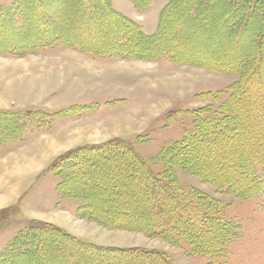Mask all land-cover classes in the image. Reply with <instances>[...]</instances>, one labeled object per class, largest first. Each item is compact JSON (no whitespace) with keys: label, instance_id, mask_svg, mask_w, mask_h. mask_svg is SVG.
<instances>
[{"label":"rangeland","instance_id":"374dc122","mask_svg":"<svg viewBox=\"0 0 264 264\" xmlns=\"http://www.w3.org/2000/svg\"><path fill=\"white\" fill-rule=\"evenodd\" d=\"M15 1L0 0L2 12ZM169 1L89 0L87 11L81 0L29 1L9 11L10 23L0 19V264H151L131 249L154 251L165 264H264V189L237 197L203 172L245 173L253 157L264 160V0H224L238 5L232 16L222 0L206 9L178 0L163 35L173 55L142 53L153 44L136 39L127 47L135 30L118 15L152 35ZM237 18L238 30L226 33ZM210 58L238 67L211 68ZM232 89L243 125L230 143L200 142L189 160L163 154L197 116L219 113ZM118 140L154 173L171 169L179 187L218 199L217 214L234 226L218 253L196 254L135 217L124 221L116 204L137 185L127 156L104 161Z\"/></svg>","mask_w":264,"mask_h":264},{"label":"trees","instance_id":"16d2710c","mask_svg":"<svg viewBox=\"0 0 264 264\" xmlns=\"http://www.w3.org/2000/svg\"><path fill=\"white\" fill-rule=\"evenodd\" d=\"M29 1L35 3L37 6H39V3L42 2V0H16L13 6L8 8L6 13L2 12L3 9L6 8L0 9V19L10 23V17L8 15L9 11L15 6L19 7L27 5ZM177 1L178 0H170L169 3L162 9L161 18L158 22V29L156 33L152 35L143 33L138 24L128 17L112 11L115 16L119 14L118 16L123 20V22L135 30L133 32L131 31V35H128L129 38H125L124 44L129 47V44H131L133 39H136L142 43L149 42L153 44L152 47L142 46L141 49L139 48V50H142V53H146L147 51L150 53L154 48L162 47L164 55L167 56L168 53L173 55L174 51L165 47V38L163 39V35L165 37L167 31L170 30L169 25L170 22L173 21V18L171 20V15L177 7ZM211 1L212 2L207 3L210 7H212L214 3H217L215 0ZM222 1V3L218 1V7H222V11L224 10L229 12V16H232L235 13L238 14V5L231 6L230 4L228 5L224 2V0ZM227 1L234 2L233 0ZM81 2L86 11L90 9L89 0H81ZM206 2L207 0H199L197 4H201L202 7H205ZM234 3H238V1L235 0ZM188 13L190 14V17L195 16L193 11H189ZM190 17L187 18L189 20L197 19H190ZM234 22V28L230 27L229 29H226V33H232L235 30H238L236 24L238 22V18L234 20ZM236 32L238 33V31ZM159 51L160 50L157 52ZM213 52L207 54H213ZM236 55L238 58V51H236ZM212 56L214 57V55ZM215 57H218V55ZM205 59H208V57ZM210 60L212 61L211 63H213H209L211 68H219L220 70H223L225 67H238V61L230 65L226 64L225 61H221L219 64L222 65H215L214 62H219V60H214L212 58H210ZM202 67H204V65H202ZM255 77V75L251 74L248 82L250 83V80H253ZM246 84L247 83H245V85ZM235 86L238 88V82ZM255 92L260 93V90H255ZM236 101L238 102V92H235V89H232L231 97L228 101L222 103L219 108V113L205 117L200 115L197 116V124L191 131L186 132L182 141L179 142L180 144L175 143L169 148V150H165L163 154L169 156L175 155L174 160L183 159L184 156L187 158H184L185 160H189L190 158H188V155H190L191 151L198 148L197 144L199 145L204 143L207 145L208 143H215L217 138L225 141L229 140L230 143V138L233 136L232 134H238V128H240V125H243L242 115L238 111ZM207 113H209V111H207ZM110 144L111 143L102 144L99 146H106L110 150ZM99 146H92L91 149L99 151ZM114 146V149L106 153L107 158L104 161L112 163L114 160L118 161L124 156H127L131 163V171L128 176L130 178H134L137 185V188L135 187L131 190V194H133L131 197H126V201L116 204L121 208V214H127V216H123L124 221L129 222V217L132 219L135 217L134 219L137 220L138 223L137 226L141 227L144 231H149L153 228L155 233L163 235L168 239H174L177 242L185 240L191 247V250L193 252L194 250L197 252L196 254H216L223 248L224 244L233 237V224L230 221H224L217 214L219 212V208H217L219 207L218 199L214 200L210 196L196 191V189H183L179 187L174 182L175 179L173 174H170L171 169H167L164 175L154 173L146 161L136 152L131 142L118 140ZM100 154L105 155V152H100ZM262 158L263 157L260 156L253 157L249 161L251 164H248L249 171H246L245 173L238 172L234 174H227L224 177H217L216 171L208 172V169L206 168V171L203 172H206L207 176L214 179L217 188H226L228 192L236 195L237 197L238 193H243L244 195L257 193L258 190L261 191L264 189V160ZM205 161L211 164L214 159L206 158ZM105 179L109 182L107 175H105ZM108 186L114 185L109 182ZM131 201H135L137 204L131 206L129 211V207L126 202L130 203ZM212 237H216V239L213 240ZM132 251H136V254L142 255L143 260L151 261V264H165L166 262H171L165 259L164 256L163 258H159L157 255H153L156 253L154 251L145 252L141 249H131L129 252ZM145 256H148V258ZM154 260L156 262H154Z\"/></svg>","mask_w":264,"mask_h":264},{"label":"crops","instance_id":"0c3cea01","mask_svg":"<svg viewBox=\"0 0 264 264\" xmlns=\"http://www.w3.org/2000/svg\"><path fill=\"white\" fill-rule=\"evenodd\" d=\"M110 1H111V0H110ZM163 6H164V4H163ZM163 6H162V7H163ZM114 8L116 9L115 6H114ZM116 10H117V9H116ZM118 11L121 12L120 10H118ZM123 15H125V16L128 17L129 19H135L133 16H129L130 14H124V13H123ZM135 20H136V19H135ZM134 22L137 23V21H134ZM139 23L142 24V22H138L137 24H139ZM142 25H143V24H142ZM139 26H140V25H139ZM140 29H141L143 32H145V28H144V26H143V27L141 26ZM143 29H144V30H143Z\"/></svg>","mask_w":264,"mask_h":264}]
</instances>
